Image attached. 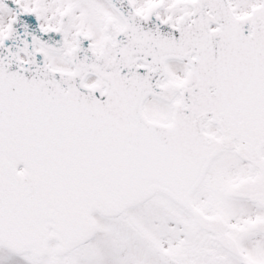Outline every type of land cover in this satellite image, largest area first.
<instances>
[{
  "label": "snow or ice",
  "instance_id": "6c2138e0",
  "mask_svg": "<svg viewBox=\"0 0 264 264\" xmlns=\"http://www.w3.org/2000/svg\"><path fill=\"white\" fill-rule=\"evenodd\" d=\"M0 264H264V0H0Z\"/></svg>",
  "mask_w": 264,
  "mask_h": 264
}]
</instances>
